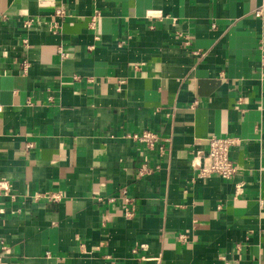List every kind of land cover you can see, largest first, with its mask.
Returning <instances> with one entry per match:
<instances>
[{
  "label": "crops",
  "instance_id": "crops-1",
  "mask_svg": "<svg viewBox=\"0 0 264 264\" xmlns=\"http://www.w3.org/2000/svg\"><path fill=\"white\" fill-rule=\"evenodd\" d=\"M263 4L0 0V258L264 264ZM212 134L230 179L200 176Z\"/></svg>",
  "mask_w": 264,
  "mask_h": 264
},
{
  "label": "built area",
  "instance_id": "built-area-1",
  "mask_svg": "<svg viewBox=\"0 0 264 264\" xmlns=\"http://www.w3.org/2000/svg\"><path fill=\"white\" fill-rule=\"evenodd\" d=\"M56 14L59 16H64L66 11L63 8L57 9ZM254 14L257 17L264 16V4L257 8L254 11ZM34 18H28L24 22L25 27H29L33 22ZM56 27L58 25H55ZM262 48V46H261ZM62 56L65 55L64 52L61 51ZM261 61L264 65V51L262 49L261 52ZM1 110V107H0ZM134 141L144 145L149 149L160 150V153L163 154L165 152V146L161 143V137L159 134L153 130L145 129L140 132H135L129 134ZM241 138L238 136H230V135H218L212 134L209 137V147L207 153L205 154V161L200 163V176H210L217 175L225 179H230L237 172L238 168L234 160L231 156L232 147L241 142ZM150 167L147 162H144L138 169V174L140 176L150 172ZM13 186L10 180L2 178L0 179V196L6 195L12 196ZM121 195L125 199V212L128 216H132L133 212L130 208L133 201L132 198L129 197L127 190L124 188L121 191ZM39 196V195H38ZM50 199L57 200L59 195L51 194L48 196ZM0 264H8L6 261L0 258Z\"/></svg>",
  "mask_w": 264,
  "mask_h": 264
}]
</instances>
